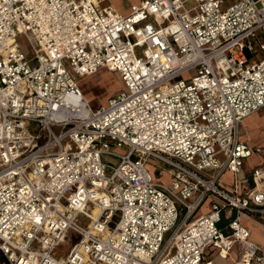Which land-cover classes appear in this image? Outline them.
Masks as SVG:
<instances>
[{
	"label": "built area",
	"instance_id": "built-area-1",
	"mask_svg": "<svg viewBox=\"0 0 264 264\" xmlns=\"http://www.w3.org/2000/svg\"><path fill=\"white\" fill-rule=\"evenodd\" d=\"M137 2L123 16L109 0H0L7 264H211L234 246L236 264H264L243 224L264 229V169L238 193L264 156L239 138L264 110V0ZM100 69L125 90L94 109L77 80ZM68 232L80 241L55 260Z\"/></svg>",
	"mask_w": 264,
	"mask_h": 264
},
{
	"label": "rangeland",
	"instance_id": "rangeland-1",
	"mask_svg": "<svg viewBox=\"0 0 264 264\" xmlns=\"http://www.w3.org/2000/svg\"><path fill=\"white\" fill-rule=\"evenodd\" d=\"M113 2L114 0H109L110 4H112ZM116 2L119 6V13L123 16H127L130 13L131 6L136 5L138 3L137 0H116ZM78 85L83 95L85 96V99L94 109L101 106H105L110 98L119 95L125 90L119 79V76L116 73L108 72L105 69L99 71V73L96 72L91 76L79 79ZM262 132H264V117H261L260 119L256 120H251L246 124V129H244L242 126L240 134L244 135L243 137H255L257 143H262L264 142V135ZM116 153L123 154L125 152L123 150H117ZM248 159L249 160L246 167L249 168L254 167L258 162L256 155ZM148 170L154 177H156L153 165H149ZM227 179V177L223 178L222 181H226ZM158 181L162 184H168L170 182V176L166 171H164L163 176L160 177ZM205 204L203 205V207H206ZM202 211L203 210H201V212ZM248 227L251 232V240L260 243L262 237L264 236L262 230L252 225H249ZM79 241L80 238L78 235L74 234L73 232H68L64 236L63 240L54 249L52 257L55 260L59 261L65 260L68 256L70 249L76 244H78ZM0 264H4L2 258H0ZM225 264H230V262L226 261Z\"/></svg>",
	"mask_w": 264,
	"mask_h": 264
},
{
	"label": "crops",
	"instance_id": "crops-1",
	"mask_svg": "<svg viewBox=\"0 0 264 264\" xmlns=\"http://www.w3.org/2000/svg\"><path fill=\"white\" fill-rule=\"evenodd\" d=\"M118 12L119 11V6L117 5V2L116 0H114V2L111 4ZM103 69H100L98 70L97 73H99V71H102ZM79 80V79H78ZM78 80H77V83H78ZM79 86V85H78ZM85 97V96H84ZM261 117H264V110L246 118L245 120H243V122L241 123L240 125V128H239V138L241 141H243V143H245L247 146L251 147V148H261L262 150H264V142L262 143H257V140L255 139V137H243L244 135L240 134V131H241V128L243 126L244 129H246V124L248 122H250L251 120H256V119H260ZM263 135H264V132H262ZM254 157L251 156V158ZM256 158L258 159V162L257 164L252 167V168H249V167H246V165L248 164V160L247 159L245 162H244V165H243V168H242V173H241V176H240V179L242 178H246L248 180V183L246 185H240L238 187V193L239 195H243L247 190H250L253 188V183L251 181V173L259 168V167H262L264 169V156H258L256 155ZM228 178L226 181H222V186L227 189L228 191H233L234 190V186H233V181H232V178H231V175L229 173H224L222 175V179L223 178ZM263 179H264V175H263ZM241 191V193H240ZM262 191H264V188H262ZM206 203V204H205ZM204 204L206 205V207H200L199 210L197 211L195 218L199 217V216H203V215H206L210 212V207H209V201H206ZM201 210H203L201 212ZM232 216V213H229V212H222L221 213V221L219 223V227L221 229H224L226 227V224L228 223V220L229 218ZM243 224L244 226L249 230V225H252L256 228H259L262 230L263 234H264V229L251 222V221H243ZM250 232V230H249ZM263 239H264V236L262 237L261 239V242L260 243H257L253 240H251V232H250V242L256 244V245H259L261 246L263 244ZM206 261H209L211 264H225L226 261H229L230 264H236L240 258V250L237 246H234L232 248V250L230 251L228 257L226 259H222V258H219L216 256V253L215 252H212V251H208L207 254H206Z\"/></svg>",
	"mask_w": 264,
	"mask_h": 264
},
{
	"label": "trees",
	"instance_id": "trees-1",
	"mask_svg": "<svg viewBox=\"0 0 264 264\" xmlns=\"http://www.w3.org/2000/svg\"><path fill=\"white\" fill-rule=\"evenodd\" d=\"M0 258H2L3 259V261H4V264H7V262H6V259L0 254Z\"/></svg>",
	"mask_w": 264,
	"mask_h": 264
},
{
	"label": "bare ground",
	"instance_id": "bare-ground-1",
	"mask_svg": "<svg viewBox=\"0 0 264 264\" xmlns=\"http://www.w3.org/2000/svg\"><path fill=\"white\" fill-rule=\"evenodd\" d=\"M93 214H94V217H96V215L98 214V211L97 210H94Z\"/></svg>",
	"mask_w": 264,
	"mask_h": 264
}]
</instances>
